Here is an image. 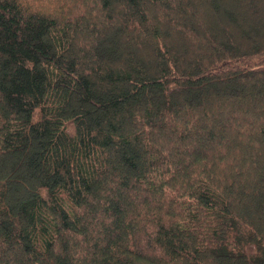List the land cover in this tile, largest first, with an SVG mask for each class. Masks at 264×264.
<instances>
[{
  "label": "trees",
  "instance_id": "1",
  "mask_svg": "<svg viewBox=\"0 0 264 264\" xmlns=\"http://www.w3.org/2000/svg\"><path fill=\"white\" fill-rule=\"evenodd\" d=\"M0 264H264V0H0Z\"/></svg>",
  "mask_w": 264,
  "mask_h": 264
}]
</instances>
